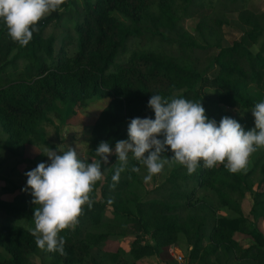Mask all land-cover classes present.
<instances>
[{"label": "trees", "instance_id": "16d2710c", "mask_svg": "<svg viewBox=\"0 0 264 264\" xmlns=\"http://www.w3.org/2000/svg\"><path fill=\"white\" fill-rule=\"evenodd\" d=\"M77 2L64 0L43 16L26 46L11 38L0 18V168L27 162L30 171L47 161L43 152L28 157L26 147H54L44 124L50 113L62 116L59 102L77 109L110 98L93 125L88 163L101 159L95 150L102 141L114 151L118 140L128 139L132 118H155L148 106L153 94L201 101L218 123L230 116L245 131L255 127L252 109L264 101V10L252 0ZM232 14L241 36L226 46L224 27ZM185 18H198L194 31ZM161 155L174 153L167 146ZM226 163L208 168L201 161L189 174L171 161L165 180L148 190L147 168L132 154L118 182L112 177L119 162L111 169L102 162V178L88 194L91 208L85 203L74 228L58 234L66 241L64 254L37 246L29 231L36 208L31 189L11 183L4 190L13 199L0 196V215L6 216L0 219V264H32L35 257L40 264H145L147 257H167L170 264L169 249L182 238L189 264H264V231L256 224L264 222V147L239 172ZM248 193L254 222L243 211ZM220 208L236 216L218 215ZM237 234L253 242L245 246ZM126 237H132L128 247L107 249L110 239Z\"/></svg>", "mask_w": 264, "mask_h": 264}, {"label": "clouds", "instance_id": "9594fccd", "mask_svg": "<svg viewBox=\"0 0 264 264\" xmlns=\"http://www.w3.org/2000/svg\"><path fill=\"white\" fill-rule=\"evenodd\" d=\"M63 3L64 0H0V18L11 38L26 46L33 32L39 30L32 26ZM148 106L155 118H132L128 139L116 142L114 151L120 166L113 181L118 182L129 153L147 168L150 178L159 174L170 160L185 166L189 174L196 171L201 161L208 168L227 161L225 167L236 173L246 169L250 155L264 147V101L252 109L255 127L248 131L230 116L222 117L219 123L209 118L201 101L153 94ZM167 146L174 153L171 158L161 155ZM61 151L62 154L55 150L43 152L51 162H41L26 172L27 184L23 190L31 189L32 203L36 205L35 227L29 231L35 236L37 246L64 254L66 241L58 234L74 228L85 203L91 208L88 194L102 178V162H108L113 149L102 141L95 150L101 159L91 163L80 158L76 148Z\"/></svg>", "mask_w": 264, "mask_h": 264}, {"label": "rangeland", "instance_id": "374dc122", "mask_svg": "<svg viewBox=\"0 0 264 264\" xmlns=\"http://www.w3.org/2000/svg\"><path fill=\"white\" fill-rule=\"evenodd\" d=\"M77 4L79 7L82 6L83 0H77ZM255 3L258 7L264 10V0H252V3ZM49 13H46L44 16L48 15ZM230 22L225 25V37L223 39L224 45H231L234 40L238 39L241 36V31L235 21L236 15L232 14L229 15ZM198 18H185L183 23L185 27L190 30L194 31L197 23ZM71 24V23H70ZM69 23H65V25H70ZM54 25L51 26L48 30V34L54 31ZM60 31V29H59ZM206 93L212 97H218V91L207 89ZM109 97H103V98H95L89 102V104L84 108H66V105L59 102V110L62 114L61 117H56L53 113H50L48 117L51 119V122H46L44 124L45 127V136L49 142L50 145H53L54 147L46 148L42 146H34V145H28L26 147V155L30 158L34 157L35 155L39 154L40 152L45 151H66L69 148L73 147L76 148L78 155L80 158L84 159L86 162L88 161V153L90 150V143H91V135H92V128L93 125L99 116L101 110L108 104ZM240 116H243V111L240 112ZM131 154V153H129ZM50 158L47 156L46 163H50ZM108 162L110 165V169L118 163V156L115 154V151L109 156ZM13 163L10 162L8 164H5L1 166L0 168V196L5 200H12L14 197V193L6 192L4 190L5 187L10 186L11 183L18 184V185H24L27 183V176L25 175L26 172L29 171V168L31 165H29L27 162H23L20 165L16 166V168L13 170L12 168ZM171 169V160L168 164L165 165L163 170L159 174H154L150 178H146V189L150 190L154 188L156 185L162 183L165 178L168 176L169 171ZM202 191H200L199 194ZM142 195H145V192L142 193ZM254 200L250 193L247 194V199L245 203L243 204V211L246 217L250 218L252 222H254V218L251 215V209L253 206ZM218 215H224L227 217H234L236 216L235 213L230 211L228 208H220L217 211ZM6 216L0 215V219H5ZM17 219L25 224L26 226L33 225L29 221L17 217ZM257 226L260 227L262 231H264V222L258 221L256 223ZM237 239L242 242L245 246L250 245L253 242V239L248 237L247 235H236ZM132 237H126L123 239H110L107 242V249L110 251L116 250V248L119 245H124L128 247L129 242H131ZM179 250H182L184 254H187V244L184 238L181 239L180 243L176 245ZM187 256V255H186ZM167 257H165L166 259ZM154 259V258H153ZM161 260L163 262L167 263V260ZM171 262V259L169 260V263ZM150 262V264H152ZM32 264H40L39 258L32 259Z\"/></svg>", "mask_w": 264, "mask_h": 264}, {"label": "built area", "instance_id": "2783aa9c", "mask_svg": "<svg viewBox=\"0 0 264 264\" xmlns=\"http://www.w3.org/2000/svg\"><path fill=\"white\" fill-rule=\"evenodd\" d=\"M171 255L170 264H189L186 254L182 250H179L178 247L172 246L169 249ZM157 264H167L163 261L158 262Z\"/></svg>", "mask_w": 264, "mask_h": 264}, {"label": "crops", "instance_id": "0c3cea01", "mask_svg": "<svg viewBox=\"0 0 264 264\" xmlns=\"http://www.w3.org/2000/svg\"><path fill=\"white\" fill-rule=\"evenodd\" d=\"M171 256V255H170ZM154 258V259H153ZM152 264H157L158 262H160L161 260L157 257H147L144 258L141 262L145 263V264H150V262H152Z\"/></svg>", "mask_w": 264, "mask_h": 264}]
</instances>
